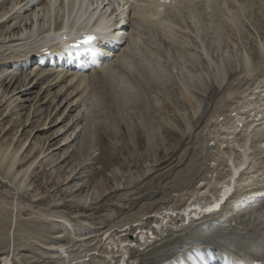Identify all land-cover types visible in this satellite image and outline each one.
Instances as JSON below:
<instances>
[{"label":"rangeland","instance_id":"1","mask_svg":"<svg viewBox=\"0 0 264 264\" xmlns=\"http://www.w3.org/2000/svg\"><path fill=\"white\" fill-rule=\"evenodd\" d=\"M215 1L216 3H211L210 0H189L187 7L182 9L185 20L181 25L176 22L174 24L171 21L172 17L168 16V13H164L169 20L171 19L169 23L174 24L173 27L176 26L177 31H180L179 35H182L181 37L185 41L184 46L187 53L186 59L183 60V68L187 74L196 75L198 79H200L199 76L201 77L202 82H199L198 86L193 84L191 89L188 87V90L184 91L181 78L176 73L178 65L175 64L178 60L176 62L174 56L168 58L165 55L163 48L168 46V49H171L172 47L168 45V41L162 39L163 36L159 30H154L157 28L155 24L147 28L155 35L150 33L151 37L148 38V36H144L145 33H142L141 43L155 44V57L159 61L158 63L168 69L169 73L171 72L170 80L166 83L167 85L165 84L166 89L162 88L161 91L156 86H150L151 90L149 91L147 88L149 92H146V96L149 97V100L155 101L156 106L150 108L151 112L148 106V115L151 117L149 130L153 133L152 144L154 146L146 148V145L140 142L144 135V129L139 109L127 107L124 109L123 115L120 114V111L117 112L114 103L112 102V104L109 97H106L107 94L102 93L105 91L103 85L105 81L102 80L101 75H98L97 68L90 71L96 72V78L89 89L98 90L97 92L100 91V94L104 96L100 95L99 107L92 112L85 109L86 94L90 90L87 92V89L77 86V75L83 68L78 67L80 68L78 69L77 66L90 64V60L87 63L89 57L86 52H83L85 55L80 54L82 58L79 56L78 59L71 60L72 67L69 64L70 67L63 66L68 62L66 59H69V53L67 54L61 47L56 50L57 46L54 47L55 45L51 46V54L37 55L32 66L27 64L29 67H26L23 54H17V58H13V61L8 58V53L16 47L15 44L36 43L43 34L47 33L44 32L45 29V31L55 32L56 26L50 25L48 19L46 20V15V17L42 16L41 19H37L36 23L40 26L48 25V30L43 25L44 33L38 34L39 37L23 40L21 36L22 41L21 39L16 41L14 39L21 35L19 32H24L25 28L29 27L30 19L28 18V9H26L28 7L21 3L18 12L11 15V8H14L19 0H0V17L6 15L0 20V150L7 147L12 151L18 149L16 160L17 165L21 167L17 170L23 172L26 167H29L28 172L23 175L21 189H16L13 184H9L10 182L3 176L2 167H0V257L7 256L8 264H117L119 257L116 255L118 252H115V248L111 252L110 245L118 244L125 236L120 235L121 232H118L119 235H115L112 232L113 229L127 223L126 227L131 224L134 230L136 219L143 217L140 216L143 213L146 216L147 213H152L155 210L162 211L166 206L173 209L182 206L181 204L186 200L194 182L207 170L204 165L206 156L201 154L203 151L199 154L200 149L197 147V143H199L197 139L199 140L200 136L202 138V134L205 135L206 132L208 134L207 130L209 129L202 131L205 129L203 124H210L209 116L215 108H219L224 91L229 87L236 90L246 81L238 62L241 55L245 53L253 59L252 61H256V45L260 42L264 45V0ZM195 2H198L197 6L192 4ZM221 3H227L226 8L231 7L230 11L233 10L239 14L241 31L236 32V28L230 21H227L224 15L225 11H223L224 14L219 12L222 17L219 13L216 15L214 7L217 4L221 7ZM241 4L243 7L240 6ZM245 4H249V8L245 7ZM199 5L202 16H209L210 22L212 19V25L205 31H202L199 25L196 28L195 18L193 22L192 18L188 16L191 12L197 16L201 14L198 13L200 12ZM225 6L222 7L225 8ZM226 8L225 10L228 12ZM35 10H39V13L42 12V8ZM197 10L199 11L197 12ZM54 12V16L59 18L60 4L57 5ZM156 17L153 16L152 20H156ZM9 20L13 22L8 24ZM130 21L136 22L133 18H130ZM134 22H129L127 28L124 29L126 36L131 32L130 29ZM219 28L224 36L221 45L215 41L213 36L215 35L214 31ZM212 38L216 44L212 42ZM195 44L197 45L195 46ZM157 48H160V54ZM119 51L117 50V53ZM224 56L231 57L232 64L228 63L226 76L221 80L219 88L214 83L212 63L220 61ZM42 59L44 62L41 64L38 61H43ZM109 59L111 64L114 56L111 55L106 59V62ZM233 59L238 63L236 64ZM6 62L10 66L6 65ZM16 62L25 69H18L19 64ZM206 65H209L210 68ZM71 68L76 77L74 74L69 82L68 77H72L69 73L72 71ZM119 72L121 71L118 68L114 71L117 73L116 75H120ZM254 73L259 75L261 71L256 70ZM67 74L70 75L67 77ZM43 75H47V78L45 77L47 80ZM101 83L104 88L101 87L102 90L99 89ZM69 93L70 95H68ZM188 96L190 98H187ZM149 100H147L148 103ZM194 102H198L199 105L201 103V105L199 112L193 115L191 111ZM85 127L90 129V131L88 129V134ZM258 128L260 132L254 134L251 137L252 140L264 137V123L260 122ZM85 134L90 139L89 143L86 142ZM217 140L218 138H214L213 145L207 147L208 150L214 148ZM195 155L196 157H194ZM196 159L199 160L198 163ZM189 162H191V166ZM29 164L30 166H28ZM196 164L199 166L197 169ZM19 175H16L15 182ZM68 176L73 177L71 181ZM187 177L188 179H186ZM208 194L211 192L209 191ZM255 203L259 206L252 211L249 210L250 213L248 211L246 214L230 213L228 210L231 206L221 205L222 208L219 212L223 214V218L219 223L215 218L217 214L210 213L202 219L188 222L189 227L176 228L167 224V228L160 232L155 231L158 235H155L153 241H148L139 247H132L133 249L128 248L123 255L125 256L124 264H162L164 260L167 261V264H200V259L209 254L213 256L212 260L215 264H231L230 262L226 263L227 257L233 255L240 258L248 257L251 253L247 255L243 253L247 249V241L251 243L258 239L256 242L264 243V211L262 212L264 199ZM246 211L244 210V212ZM145 221L142 220L144 223ZM216 223L217 234L215 231L211 233L206 230L207 225ZM145 224L142 229L150 228V223ZM201 224L206 227L204 228ZM105 232L111 233L109 236L111 244H106L108 240L105 241V238H102V233ZM128 232L131 233L130 235L134 234L132 230ZM112 239L117 242L115 243ZM199 245H202L203 248H199ZM58 246H61L62 249ZM250 247V251L253 252L254 248L252 245ZM174 256H176L175 259Z\"/></svg>","mask_w":264,"mask_h":264},{"label":"bare ground","instance_id":"2","mask_svg":"<svg viewBox=\"0 0 264 264\" xmlns=\"http://www.w3.org/2000/svg\"><path fill=\"white\" fill-rule=\"evenodd\" d=\"M15 1H17V0H15ZM188 1H185V0H169V2H166L164 0H149V1L148 0H28L29 5L26 4V6L29 8L28 9V18L30 19L28 29L34 30V31L31 33H30V31L25 32L24 36L31 34V37H29V38L33 39L35 36H37L41 32L42 33L47 32V33H45L43 35L41 33L42 36L40 35L41 36L40 40L39 41L37 40L38 42H36V43L34 42V43L30 44V43L23 42V44H20V45L15 44L16 47H14L10 51V53H8V58H11V60L13 61V58H17L16 57L17 54H19V55L23 54L26 57V62H29V63L31 62L30 64L33 65V62L35 61L37 55H39V54L42 55L47 50L50 51L48 46L55 45L54 47H56V46L61 47L63 49V51L65 50L67 52V54L69 53V59H66L68 61L67 64L66 65L63 64V66H69L70 64H72L71 60L73 58L78 59V57L80 56L81 53L86 52L87 56L90 59V64L77 66V68L83 67L82 68L83 71L81 70L80 74L77 75V86H80L82 88L87 89V92H88V90H90L88 93L86 92L87 93L86 94L87 95V97H86L87 101H85V103H86L85 109H88L92 112L94 109L99 107L98 101H99V97L101 95L100 91L97 92L98 90L95 91V89L94 90L89 89V87H91V83L96 78V74H95L96 72H90V71L94 68H97V71L99 73L98 75L99 76L101 75V78H103L102 80L105 81V83L103 84L105 86V91L104 92L102 91V93L107 94L106 97L107 98L109 97L111 103L112 102L114 103V104L113 103L112 104L116 107L117 112L120 111V114H122L123 111H125L124 109L127 107H131V108L137 107L139 109V115L141 116L140 117L141 123H142L143 129H144V135H143L142 140L140 139V142H142L144 145H146L145 146L146 148H147V146H148V148H151L154 145L152 144L153 143L152 142L153 141V133H152V131L149 130L150 129L149 126L151 125V117H149V115H148V106H149V111H150V108L155 107L156 105L154 104L155 101H151L148 99L149 97L146 96L147 95L146 92H149L151 90V89H149L150 86H156L159 90H161L162 88L166 89L165 84L168 83V81L170 80V73L171 72L169 73L168 69H166L164 66H161L160 63H158L159 61L155 57V54H156L155 53L156 49H154V48H156L155 44L146 45L144 42L141 43L142 33H145L144 36L146 35V36H148V38L151 37V34H153L154 32L153 33L149 32V30L147 28L150 27V25L155 24V26L157 28H155L154 30H156V31L159 30L162 33V36H163L162 39L165 40L166 42L168 41V45H170L172 47L171 49H168V46L166 45L167 48L166 47L163 48L165 55L168 56V58L171 56H174V58L176 59V62L178 60L177 64H175V65H178V66H176L178 68L177 69L178 71L176 73L181 78V83L183 85L184 91H186V89L188 87H190L189 89H191V86L192 87L194 86L193 84H195L197 86L200 85V83L202 82L201 77L199 76V78L201 79L200 80V79H198V77H196V75L187 74L186 71L184 70L185 68H183L184 67L183 60L186 59L185 57H186V53H187L186 50L187 49L184 46L185 41L181 37L182 35L181 36L179 35L180 31H177L176 26L173 27L175 24L174 22L178 23L179 25L184 24L183 21L185 20V18L183 19V15H182L183 10L182 9H184L185 6L187 7ZM244 1L248 2V0H244ZM21 2H22V0H19L18 4L16 3L19 6L16 7L17 5H15L14 8H11V11L8 8L11 15L14 14L15 12H18V9L21 6ZM101 2H103L104 4L107 3L106 4V10H105L104 6L102 8H100V5L102 4ZM201 2H203V1H201ZM210 2L216 3L215 0L214 1L210 0ZM249 2H251V1H249ZM58 4H60V7H61V14L59 16L57 15L59 18L54 16V14H55L54 10L56 9ZM192 4H193V6H194V4L197 6L198 2L197 3L195 2ZM218 4L214 7V11L216 12V15H218L219 12L223 13V11H225L224 12L225 14L224 13L223 14L227 18V21H230L232 26L236 28V29L234 28L235 30H237L236 32L241 31L240 29H241L242 25H240V22H239V19H240L239 14H237L236 11L235 12H233V10L230 11L229 8H231V7L226 8L225 5H227V3L226 4L221 3L222 4L221 7L225 6V8L228 10V12L225 10V8H223V7L221 8L220 6H218ZM107 5H108V7H110V9H107L108 8ZM201 5H202V3H201ZM210 5H212V4H210ZM190 6H192V5H190ZM230 6H232V5H230ZM240 6L243 7L242 4ZM248 6H249V4H245V7H248ZM39 7L42 8L41 13H39V10H35L37 8L40 9ZM198 7L200 9V5ZM129 8H130V13L128 15V19H126V13H127V10ZM211 9H213V7H211ZM233 9H234V7H233ZM9 11H7V12L9 13ZM189 11H190V9H189ZM198 11L199 10H197V12ZM53 12H54V14H53ZM197 12H195V13H197ZM164 13H168V16L170 15V17H172V20L171 19L170 20L173 21V23H174L173 25H171L169 23L170 20L167 18L168 16L166 17V15ZM198 13H201V9H200V12H198ZM257 13H258V11H257ZM219 14H221V13H219ZM45 15L47 16L46 20L48 19L47 21L50 23V25H53V27L56 26L54 29L55 32H50V30L45 31L46 29L44 30V27H46L48 30V25L46 26V24H43L44 27H42L43 25L42 26L37 25V23H36L37 19L39 20L40 17L42 18V16H45ZM153 16H155V17L157 16L156 20L154 19L155 22H154V20H152ZM188 16L192 18L191 20H193L195 18V20H196L195 23H197V26H195V27L198 28V25H199L201 27L202 31L208 30L209 27L212 25V23H211L212 19L210 22L209 16H206V15L202 16V13L198 14V16H199L198 17L197 15H195L194 13L191 12V14ZM261 16H262V13H261ZM5 17H6V15H5ZM5 17H0V20H2ZM15 17L17 18V16H15ZM221 17H222V14H221ZM130 18H133L136 22L130 21ZM186 18H187V15H186ZM26 19H27V17H26ZM255 20H256V18H255ZM10 22H13V21L9 20L8 24H11ZM129 22H131V23L134 22L133 23L134 25H133V27H131L132 29H130L131 32L129 33V35L126 36L124 29L127 28V26H128L127 24ZM193 22H194V20H193ZM23 25H21V26H23ZM130 26H131V24H130ZM229 26H230V24H229ZM6 27H8V26H6ZM21 28H23V27H21ZM151 28H154V27H151ZM2 29L5 30L4 28H2ZM25 29H27V28H25ZM43 30H44V32H43ZM88 30L94 31L96 33L97 38H98V40L91 45L70 47L68 45V42H67L69 36H67L65 40L63 39L65 34L75 35V34H79L82 32H86ZM232 30H233V28H232ZM100 31H102V33L104 31H106L105 32L106 35L103 36L102 34H99L98 32H100ZM196 31H198V30H196ZM183 32H181V33H183ZM19 33L22 34L23 32L21 31ZM200 33H202V32H200ZM214 34L215 35H213V36L215 37V41L218 44L222 43V41H223L222 39L224 36H223V32L220 31V28L216 29L214 31ZM153 35H155V34H153ZM198 35H199V33H198ZM37 37H39V36H37ZM144 38H146V37H144ZM213 38H212V42L214 41ZM155 39H159V38H155ZM21 41H22V39H21ZM97 42H99L98 44H100V45H97ZM216 42H213V43L216 44ZM24 43H26V44H24ZM147 43H149V42H147ZM158 43H159V41H158ZM158 43H156V44H158ZM105 45H106V47H104ZM196 45L197 44H195V46ZM31 46H32V48H30ZM22 47H25V48H22ZM157 47H158V45H157ZM197 48H198V46H197ZM54 49H53V51H54ZM119 49H121V51H119ZM157 49H158V53H159L160 48H157ZM56 50H59V49H56ZM117 50L119 51V53H117ZM161 52H162V50H161ZM164 53H163V55H164ZM111 55H112V57L114 56V59H113V61H111V64H110V62H109L110 59L107 60V62H106V59L110 58ZM256 57H257L256 61L255 60L252 61L253 59H251V57L249 55H246L245 53L241 55V57L238 59V62H239V66L242 68V72H243V76H244L243 78L246 81H244V83L241 84L242 88L240 86L236 90L231 89L230 87L228 89H226V91H224L222 98H221L222 102L219 101L220 102L219 108H215L214 111L209 116L208 120H210V124L209 125H207L206 123L203 124L205 129H203L202 131L204 132L206 129H209V130H207L208 134H206L207 133L206 132L205 135L202 134V138L200 136L199 137L200 139L199 140L197 139V142H199V143H197L198 144L197 147L200 149L199 154L203 151V153H201V154H204V157L206 156L204 158V159H206L205 160L206 163L204 165H206L207 170L204 172L203 176H201L199 179H197L194 182L193 188L190 190L188 195L186 194L187 195L186 200L184 202L182 200V202H183V204H181L182 206H180V208L174 207V209L172 207L168 208L166 206V207H163L162 211H160V209L155 210L152 213H147L146 216H145V213H143L142 215H140L143 217H138L136 219V221H137L135 224L136 228H134V230H133V227L131 224L128 227H126L127 223L121 224V225H119L118 228L113 229L112 232L115 235L116 234L119 235V233L121 232L120 235L125 236L123 238V240L120 241L118 244L116 243L117 241L115 242V239H112V241H114L116 244L114 245L112 243L113 245H110V247H111L110 251L111 252L114 251L113 250L114 248H115V252H118L116 255L117 257H119L117 260V264H118V262H119V264L125 263V256H123V255L127 251L128 248L139 247L148 241H153L155 238V235H158V233H155V231L160 232L162 229L167 228L166 227L167 224L173 225V227H176V228H179V227L181 228L182 226H188L189 227L188 222H190V221L202 219L205 215H208L210 213L217 214L222 208L221 205H224V204H225V206L230 205L231 207H230L229 212L235 213V212H237V210L244 209V206L246 205V203L251 202L253 204V203L259 201L260 199H262V195H264V137L261 136L256 140L251 139V137L254 134H257L260 132V130L258 128L260 122L264 123V45L261 42L257 43V45H256ZM40 59H38V60H40ZM42 60H44V59H42ZM209 61H210V59H209ZM233 61H236L235 62L236 64L238 63L237 60L233 59ZM88 62H89V60L87 61V63ZM108 62H109V64H107ZM228 63H229V65L232 64V58L229 56H224V58L221 59L220 61L217 60L216 63H212V65L214 66V72H213L214 73L213 77H215L214 83L219 88H220L219 85L221 83V80L226 76L225 73L227 71ZM206 64H207V62H206ZM6 65H9V63H7ZM11 65H13V64H11ZM207 67H209V65ZM13 68H15V67L13 66ZM80 68H78V69H80ZM116 68H118L121 71V72H119V73H121L120 75H116L117 73H114ZM78 69H76V70H78ZM71 70L72 71L69 70L70 71L69 73L72 75V77H68V75H70V74L66 75L69 78V79L67 78L69 80V82L72 80V78L74 77L73 75L75 74L72 68H71ZM157 70H158V73H157ZM256 70L261 71V73L259 75H256V73H254ZM54 71H55V69H54ZM56 74H59V73H56ZM34 75H36V74H34ZM46 76L43 75L44 78ZM63 76H64V74H63ZM201 76H202V74H201ZM50 77H48V78L50 79ZM75 77H76V74H75ZM70 78H71V80H70ZM15 79H14V81H15ZM6 80H7V78H6ZM66 82H67V80H66ZM181 83H179V85ZM205 83H206V81H205ZM98 84H100V82ZM93 87H94V85H93ZM101 87H102V89H104L102 86V83H101V86L99 88L100 90H102ZM147 88L149 89V91L147 90ZM75 89H76V87H75ZM70 93L68 95H70ZM148 95H149V93H148ZM183 95H184V93H183ZM86 98H84V99L86 100ZM187 98H190V96H188ZM198 98L200 100V97H198ZM147 100H149L150 102L148 103ZM82 103H84V102H82ZM153 104H154V106H153ZM200 105H201V103H200ZM200 105L198 102H194V104L192 106L193 110L192 111L190 110L191 112H193V115L196 112H199L198 110L200 109ZM131 108H130V110H131ZM83 109H84V107H83ZM128 111H129V108H128ZM86 112H89V111H86ZM131 112H133V111H131ZM84 114H87V113H84ZM197 114H200V113H197ZM121 119H122V117H121ZM185 122H186V120H185ZM88 129H89L88 127L87 128L85 127L87 134L90 131V129H89V131H88ZM142 132H143V130H142ZM206 135H207V137H206ZM85 136L87 138L86 134H85ZM86 138L84 137V139H86ZM214 138H218V140L216 141V144H214V148L208 150L209 148H207V147H211L213 145L212 142L214 141ZM65 139H68V138H65ZM205 139H207V140H205ZM86 142L89 143L90 139L87 138ZM205 151H207V152L205 153ZM18 152H19L18 149L12 151L8 147L0 150V167H2L3 176L8 179V182H10L9 184H13V186L16 189H21L23 187V175H25L28 172L29 167L28 168L26 167L23 172L21 170H17V168L21 167V166L17 165L16 157H17ZM151 152H153V150H151ZM196 155L194 157H196ZM187 160L189 161V159H187ZM198 162H199V160H197V163ZM19 163H21V162H19ZM190 163L191 162H189V165L191 166ZM193 164H192V168H193ZM185 165H188V164L185 163ZM28 166H30V164ZM196 166H198V164H196ZM200 166H201V164H200ZM197 168H199V166L196 167V169ZM185 169H188V168H185ZM189 170H187V171H189ZM217 170H219V171H217ZM19 171L21 172L20 175H19V173H20ZM180 173H181V171H180ZM181 174H183V173H181ZM184 174H187V172H184ZM16 175H19V176L15 182ZM68 177H70V181L73 178L71 176H68ZM182 178H183V176H182ZM186 179H188V177ZM185 181L182 182L183 185H184ZM187 182H189V181H187ZM179 186H180V184H179ZM211 189H213V190H211ZM231 189H234V190L232 192H230ZM180 190H181V188H180ZM209 191L211 192V194H208ZM235 194L238 196V198L234 199ZM263 211H264V209H262V212ZM219 214L220 213H218L215 217L218 223L221 222L222 218H223V214H220V215ZM142 220H146L145 223H150V226H149L150 228L142 229L143 224H145L144 222H142ZM127 222H129V221H127ZM201 225L203 226L204 224H201ZM145 226H146V224H145ZM121 227H124V228H121ZM146 227H148V226H146ZM216 227H218L217 223L215 225L210 224V225H207L206 230L213 233L214 231L216 232V230H217ZM127 230L128 231L132 230V233H134V234L130 235L131 233H129ZM223 231H225V230H223ZM227 233H228V231H227ZM110 234L108 232L102 233V238L103 239L105 238L104 239L105 241L108 240V242L106 244H111V239L109 240ZM216 234H217V232H216ZM220 236H221V234H220ZM132 237H134L135 239L134 238L131 239ZM248 240H251V238H248ZM257 240L258 239H256V241ZM256 241L255 242L252 241L251 243H249L247 241V244H248V246L246 245L247 249L244 252L242 250V252L245 255H247L248 253H251L248 255V257L251 256V257H254L255 259L257 258V259L264 261V243L262 244V242H261V244H259ZM229 244H232V243L230 242ZM62 245H63V243H62ZM239 245L241 246V244H239ZM250 245H252V247L254 248V250H252L253 252L250 251V248H251ZM58 247L60 249H62L61 246H58ZM60 249H59V251H60ZM106 249H107V247H106ZM121 256H123V257L119 261ZM112 257H114V255H112ZM248 257L245 256L243 259L247 262ZM126 262H127V260H126ZM8 263H9V260L7 259V256L0 257V264H8Z\"/></svg>","mask_w":264,"mask_h":264},{"label":"snow or ice","instance_id":"3","mask_svg":"<svg viewBox=\"0 0 264 264\" xmlns=\"http://www.w3.org/2000/svg\"><path fill=\"white\" fill-rule=\"evenodd\" d=\"M92 39H94V37L89 36V37L86 39L85 43H87L88 41H90V40H92Z\"/></svg>","mask_w":264,"mask_h":264}]
</instances>
